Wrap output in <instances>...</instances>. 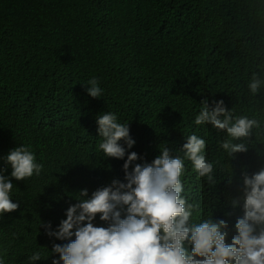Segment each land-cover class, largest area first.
<instances>
[{
  "label": "trees",
  "instance_id": "trees-1",
  "mask_svg": "<svg viewBox=\"0 0 264 264\" xmlns=\"http://www.w3.org/2000/svg\"><path fill=\"white\" fill-rule=\"evenodd\" d=\"M233 75L243 86L255 77L264 87V0H0V150L24 142L43 165L39 176L13 185L19 207L0 218V264L59 259L53 244L66 242L47 237L44 223L60 216L58 230L80 187L110 177L85 179L79 168L104 159L96 121L105 112L129 125L144 162L165 147L184 159L181 195L193 213L231 208L242 167L250 174L264 167V106L234 86ZM93 77L103 90L98 98L87 92ZM219 100L233 120L257 121L248 137L195 124L202 108ZM59 110L73 129L55 148L38 121ZM193 133L206 142L212 182L185 157L182 146ZM229 140L248 150L230 156L221 147ZM108 161L121 172L119 162ZM35 252L41 259L30 261Z\"/></svg>",
  "mask_w": 264,
  "mask_h": 264
},
{
  "label": "clouds",
  "instance_id": "clouds-1",
  "mask_svg": "<svg viewBox=\"0 0 264 264\" xmlns=\"http://www.w3.org/2000/svg\"><path fill=\"white\" fill-rule=\"evenodd\" d=\"M231 79L264 106L260 80L254 77L243 86L236 75ZM87 84L91 97L102 96L97 78ZM223 105L219 100L214 107L204 106L195 124H211L233 139L248 137L257 121L247 115L233 120ZM96 122L104 159L79 168L85 179L96 173L110 177L95 186L80 187L70 200L78 203L66 209L58 230L52 231L60 216L55 223H44L48 224L47 237L66 242L53 244L52 252L59 259L54 258L52 264H264V167L251 174L242 167L243 185L231 197L232 207L209 209L210 215L202 216L193 213V205L181 195L184 159L170 156L165 147L150 163L144 162L132 148L135 140L129 135V125L118 123L115 113L105 112ZM38 125L50 135L55 148L73 129L71 116L62 110L39 119ZM121 140L126 144L118 143ZM12 145V150H0V159L5 158L0 162V218L19 207L10 198L14 183L39 176L43 169L28 144ZM182 147L198 176L212 182L214 167L204 154L205 140L193 133ZM221 147L230 156L248 150L243 143L230 140ZM107 157L120 163L121 172L115 170L118 163H110ZM1 254L0 244L2 262ZM29 259L40 260L41 253Z\"/></svg>",
  "mask_w": 264,
  "mask_h": 264
}]
</instances>
